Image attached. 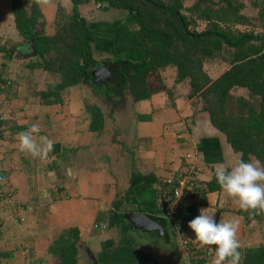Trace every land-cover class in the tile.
<instances>
[{"label": "crops", "instance_id": "0c3cea01", "mask_svg": "<svg viewBox=\"0 0 264 264\" xmlns=\"http://www.w3.org/2000/svg\"><path fill=\"white\" fill-rule=\"evenodd\" d=\"M31 53L25 45L16 49L13 59L5 60L4 73L13 87L5 94L8 108L0 140V190L13 194L16 206L0 202V264H28V260L58 264L50 247L58 231L71 233L73 229L79 230L80 257L86 256V261L96 262L100 252L129 235L153 259L146 264H186L169 225L164 236L133 229L128 216L141 211L150 216L161 214L159 191L168 177L186 171L187 154L192 155L201 179L199 196L189 209L196 207L197 216L201 208H209L217 222L238 219L237 239L242 249L264 245L263 235L249 233L255 222L264 227V214L256 216L253 210L241 209L220 186L215 191L208 187L215 180V164L230 168L241 155L213 125L210 114L193 107L198 96L188 94L192 120L187 110L185 115L176 107L166 111L164 91L163 98L154 100L161 94L156 93L140 102L128 91L115 103L103 98L97 105L105 115L104 130L93 132L91 92L86 93L85 85L70 88L63 91L60 101L51 90L59 82L53 73L35 65ZM188 101L183 102L185 107ZM139 103L150 107L138 108ZM160 103L162 107H153ZM117 106H122L121 113H115ZM33 124L40 127L38 136L52 141L46 158L19 150L17 133ZM130 190L135 197L128 194ZM117 201H121L120 210L127 219L125 224L112 226ZM102 222L106 229L98 227ZM193 233L190 229L188 234ZM214 256L213 251L209 264Z\"/></svg>", "mask_w": 264, "mask_h": 264}, {"label": "trees", "instance_id": "16d2710c", "mask_svg": "<svg viewBox=\"0 0 264 264\" xmlns=\"http://www.w3.org/2000/svg\"><path fill=\"white\" fill-rule=\"evenodd\" d=\"M43 1L10 0L21 41L9 47V42L3 44L0 39V55L4 60L13 59L16 49L28 45L33 50L35 65L61 76V81L51 88L60 101L63 91L84 85L90 86L94 96L98 94L112 103L124 91L130 92L135 102L148 100L160 91H168L163 72L172 67L177 72L176 83L189 81L190 97L202 99L204 111L210 114L211 122L225 135L233 151L245 162L252 157L264 165V32L240 29L252 24L242 14L244 4L238 0H198L192 7H185L184 0H70L71 11L59 5L54 23L57 30L50 35ZM94 2L108 3L105 11H127L135 20L136 28L129 32L124 57L118 60H98L95 56L96 32L80 10ZM199 21L207 25L202 31L197 28ZM217 59L228 62L229 69L214 79L207 64ZM236 89L247 90L249 97L233 96ZM90 112L91 130L102 132L105 123L102 109L92 106ZM217 184L215 178L208 187L215 191L219 188ZM128 194L135 197L133 190ZM121 204V201L114 204L112 226L126 222ZM196 211V207L188 208L186 220L195 217ZM72 232L73 237L61 236L50 247L58 264L84 262L78 245L79 230ZM239 251L241 264H264V245ZM151 261L137 242L125 235L118 244L100 252L96 262L87 260L86 264Z\"/></svg>", "mask_w": 264, "mask_h": 264}, {"label": "rangeland", "instance_id": "374dc122", "mask_svg": "<svg viewBox=\"0 0 264 264\" xmlns=\"http://www.w3.org/2000/svg\"><path fill=\"white\" fill-rule=\"evenodd\" d=\"M197 1L198 0H184V5L185 7H192L194 4L197 3ZM213 1L218 2L220 0H213ZM238 1L244 4V9L242 10V14L248 16V18L252 21V24L250 26L245 25L243 27H240V29L243 31L255 30L257 32L258 31L264 32V20H262V13L264 10L262 9L264 6V4L262 3H264V0H238ZM60 4L65 6L68 11L72 10L70 0H46V2L44 0L42 2V10L45 13L47 20L46 29L48 30V33L50 35H53L57 30L54 23L58 12V7ZM10 7H11L10 0H0V39L2 40L3 44L4 43L7 44V42H9L8 44L9 47L21 41L18 33L16 32L15 23L13 20V15ZM104 7H108V3L97 4L94 2L82 6L80 10H81V14L84 17H86V19L88 20L89 26L92 29H94L96 32V43H95L96 58L98 60H105V59L118 60L119 58L124 57L126 45L128 44V40H129L128 38L129 32L132 28H136V26L134 25L135 20L132 17V15H130L127 11L125 12L117 9H110L109 11H105L103 9ZM206 27H207L206 22L199 21L197 23L198 31H202ZM30 50L32 52L31 54H33V50L32 49ZM26 54L29 55L30 51L29 53L27 51ZM228 69H229L228 62L222 61L221 59H217L216 61L207 64V70L214 79L218 78ZM53 74H54V80L57 79V81L60 82L61 76L58 73H53ZM163 77H164V82L168 88V91L167 90L164 91L167 94L166 98L168 100L167 103L169 106V107L167 106L166 111L169 113L170 112L169 108L174 109L176 107L177 111L178 110L181 111L183 115H185L186 110L188 111V113H190L188 117L192 115L193 112L190 109L191 101H188V94L191 91L189 81L186 80L179 84L176 83L177 72L172 67L166 69L163 72ZM55 85L56 84H54L53 86ZM178 86H180L182 90L179 89ZM85 90L86 93L88 91L91 92L92 106H97L96 104H100V101H104L103 97H101L100 95L98 94L96 96L93 95V91L90 89V86L86 85ZM125 92L126 91H124L123 94ZM159 93L161 94L155 96L154 100L156 98H163L162 97L163 91H160ZM248 94H249L248 91L245 89H236L232 91V95L235 97L246 96L248 98L249 97ZM184 101L189 102V104L187 105L188 107H185L186 104L185 106L183 105ZM192 105H194L193 107H199V108L205 107V103H203L202 99L195 100V102H193ZM143 106L147 108L150 107V105H146V104L144 105L143 103L138 104V108ZM162 106L163 105L160 103L153 107L158 108ZM121 107L122 106H117L115 109V113L119 109L121 110ZM7 108L8 107L6 105V110ZM120 110L119 113H121ZM157 112L158 111H155L153 116L156 115ZM146 115L150 117L149 114ZM189 119L192 120V117H189ZM105 159H109V156L105 157ZM263 228L264 227L260 222H255L250 228L249 233H251L252 236H256V234H260L264 236ZM74 230L76 229H73L72 231ZM1 231H0V235H1ZM72 231L71 233L70 231H63V230L58 231L56 234V239L60 238L61 236L69 239L70 237H73ZM66 232H69V234L68 233L66 234ZM179 254L183 259L181 251L179 252ZM36 255L38 254L36 253ZM28 261H29L28 264H34L33 260H28ZM44 264H49V263L45 262ZM50 264H57V262H50ZM81 264H86V256L84 257V262H82Z\"/></svg>", "mask_w": 264, "mask_h": 264}, {"label": "clouds", "instance_id": "9594fccd", "mask_svg": "<svg viewBox=\"0 0 264 264\" xmlns=\"http://www.w3.org/2000/svg\"><path fill=\"white\" fill-rule=\"evenodd\" d=\"M39 132V125L33 124L26 131L17 133L19 150L33 157L46 158L52 150V141L46 136H38ZM214 171L220 188L241 209L264 213V165L258 159L250 157L248 162L238 159L230 168L217 163ZM199 213L188 222V227L194 232L195 241L215 252L211 264H241V244L237 239L239 220L221 218L217 222L215 213L209 208H201ZM98 227L106 229L107 224L102 222Z\"/></svg>", "mask_w": 264, "mask_h": 264}, {"label": "built area", "instance_id": "2783aa9c", "mask_svg": "<svg viewBox=\"0 0 264 264\" xmlns=\"http://www.w3.org/2000/svg\"><path fill=\"white\" fill-rule=\"evenodd\" d=\"M4 68L5 60L0 55V140L5 134L4 123L7 117L5 94L9 93L13 87V81L5 75ZM186 157V171L168 177L159 191L160 217L171 225L186 264H209L213 257L212 249L207 246L202 247L195 241L194 233L193 235L188 234L190 228L185 218V211L199 196L201 179L196 164L192 162V155L187 154ZM0 202L16 206L14 195L7 194L3 190H0Z\"/></svg>", "mask_w": 264, "mask_h": 264}, {"label": "water", "instance_id": "95a60500", "mask_svg": "<svg viewBox=\"0 0 264 264\" xmlns=\"http://www.w3.org/2000/svg\"><path fill=\"white\" fill-rule=\"evenodd\" d=\"M100 71L103 70L100 69ZM128 219L133 228H140L150 232H158L161 235H165V227L168 225L164 218L159 216H150L144 212L129 215Z\"/></svg>", "mask_w": 264, "mask_h": 264}, {"label": "flooded vegetation", "instance_id": "af4514ba", "mask_svg": "<svg viewBox=\"0 0 264 264\" xmlns=\"http://www.w3.org/2000/svg\"><path fill=\"white\" fill-rule=\"evenodd\" d=\"M256 214V216H260V215H263L264 213H255Z\"/></svg>", "mask_w": 264, "mask_h": 264}]
</instances>
